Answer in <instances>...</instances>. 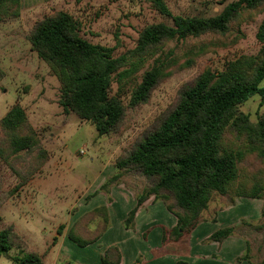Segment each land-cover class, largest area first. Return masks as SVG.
<instances>
[{"label":"trees","instance_id":"obj_1","mask_svg":"<svg viewBox=\"0 0 264 264\" xmlns=\"http://www.w3.org/2000/svg\"><path fill=\"white\" fill-rule=\"evenodd\" d=\"M150 3L158 14L171 19L172 25L159 23L145 27L136 47L120 57H115L110 48L83 39L78 22L67 13L38 22L31 34L33 50L61 84L58 104L63 113H76L81 120L94 125L99 136L118 134L126 120L127 107L120 96L110 94L115 79L121 88L136 80L148 62L160 55L171 41L205 35L227 37L243 12L264 9V0H238L227 4L213 17H184L174 16L165 0H150ZM20 10L21 0H0V22L18 17ZM256 40L264 44V21ZM207 51L200 46L181 66L177 61L166 60L146 71L131 92L129 107L146 104L161 83L179 68L191 67L195 58ZM4 76L0 68V81ZM263 81L264 48L257 56L237 58L220 72L206 70L181 86L172 104L117 157L116 174L100 188L109 194L111 186L123 183L129 174L147 180L146 188L137 197V207L125 221L127 230L134 228L138 208L153 197L176 217L178 223L171 237L178 240L204 221L203 213L215 197L230 196L239 166L249 155L264 161V115L252 123L239 109L254 96L264 99ZM0 135V160L17 177V192L42 170L50 154L37 139L38 133L19 103L0 121ZM263 194L264 186L258 185L240 191L239 196L262 199ZM3 203L0 198V210ZM229 203L233 205V201ZM96 217L101 222L91 230L89 225ZM250 226L251 222L243 221L241 229L223 228L204 242L222 243L230 236L244 235V227ZM108 227L107 209L100 207L78 219L68 239L85 248L95 244ZM259 229L263 230L264 241V223ZM14 249L20 253L11 257L14 264H43V257L26 247L14 227L8 226L0 231V256H9ZM256 259L247 242L245 255L237 261L264 264ZM120 262L121 253L117 248L107 249L101 259L102 264Z\"/></svg>","mask_w":264,"mask_h":264},{"label":"rangeland","instance_id":"obj_2","mask_svg":"<svg viewBox=\"0 0 264 264\" xmlns=\"http://www.w3.org/2000/svg\"><path fill=\"white\" fill-rule=\"evenodd\" d=\"M165 1L174 16L207 18L218 15L227 4L238 0ZM61 12L69 14L78 22L79 35L83 39L93 45L112 49L115 57L133 50L145 27L159 23L172 25L171 19L153 9L150 0H21L20 15L0 22V68L5 73L0 81V121L13 105L19 103L25 109L32 128L38 133L37 139L52 158L47 163L61 162L60 168L44 173L46 179L49 175V185L38 195L37 190L31 187L27 191L19 189L16 192L18 179L8 165L0 160V198L4 202L1 211L5 221H11L26 231L24 236L28 242L23 239L26 247L31 249V246L39 253L46 251L45 255L64 232V229L58 228L48 230L50 224L63 219L66 225L70 221L67 219L68 212L75 217L92 197L101 192L108 195L98 191L92 196H82L91 189V185L94 186L104 168L107 170L113 165L115 168L117 157L129 149L146 127L172 104L184 83L206 70L223 71L229 62L240 57L257 56L264 48V44L256 40L258 29L264 21V9L243 12L239 20L232 24V32L227 37L205 35L171 41L160 55L148 62L136 80L121 88L116 79L113 81L110 94L120 96L127 107L126 120L118 134L99 136L95 126L81 120L76 113H63L58 104L61 84L46 62L33 50L30 41L38 22ZM200 46L206 47L208 51L196 57L191 67L176 70L158 86L146 104L138 108L129 107L131 92L141 82L146 71L166 60L177 61L181 66L191 56L190 53H195ZM261 86H264V81ZM239 109L249 116L252 123H257L264 115V99L254 96ZM115 174L116 170L112 176ZM123 183L126 188L133 189L138 197L146 188L147 180L129 174L125 175ZM123 183L112 185L110 191ZM258 185L264 186V161L256 155H249L239 166L238 179L233 184L230 196L215 197L204 217L212 220L213 212L216 214L222 207L238 205L239 210L247 209V216L242 217L234 227L241 229L243 221L251 222V226L244 227V235L234 236L245 242V251L241 256L245 255L248 242L256 261L262 262L264 258L259 257H264L263 230L258 228L264 223V194L262 199L239 196L240 191ZM18 196H22L19 201L16 199ZM230 201H233V205H230ZM71 205H75L74 209L69 210ZM100 222V218L96 217L89 226L95 227ZM2 226L0 224V228ZM54 232L57 236L55 241L56 237L52 236ZM180 246L183 252H187L185 237L179 243ZM100 248L96 246L93 252ZM261 252L263 256H260ZM19 254L14 249L9 257L2 255L0 264H14L9 258ZM143 258L144 253L138 256L137 263ZM214 259L219 261L220 257L214 256ZM179 261L189 263L187 258ZM235 263L249 264L237 260Z\"/></svg>","mask_w":264,"mask_h":264},{"label":"crops","instance_id":"obj_3","mask_svg":"<svg viewBox=\"0 0 264 264\" xmlns=\"http://www.w3.org/2000/svg\"><path fill=\"white\" fill-rule=\"evenodd\" d=\"M60 163L56 161L51 164L50 162L47 163L31 183L22 187L21 190L25 189L27 191L31 187L35 191L37 190L36 194L39 195L49 185L47 182L49 175L46 179L43 177L44 173L60 168ZM103 170L97 177L96 184L94 183V186L91 185V189L82 196L86 194L92 196L100 191V187L104 184L105 180L111 177L116 169L113 165L111 168L107 170L104 168ZM39 176L41 178H38ZM124 185L114 186L108 195L101 194L102 192L100 191L101 193L92 197L89 203L80 209L79 214L75 217H72L68 212L69 216L67 219L70 220L68 224L65 225L66 221L63 219L51 223L47 228L48 230H56L58 228L59 230L64 229V232L58 238L56 244L53 245L52 243L53 246L46 255V251L39 253L35 248L31 246L30 248L43 257V264H63L68 262L72 264H102L101 259L104 252L109 248L119 249L121 253L120 264H178L179 260H184L185 258L189 261L186 264H236V260L245 251L244 240L236 236H230L222 243L204 242L218 230L234 227L241 219L247 216L248 210H239L238 205L219 208L216 214L213 212V218L216 221L205 219L206 217H204L203 213L204 221L199 223L191 233L175 240L171 237V233L177 227L178 222L176 217L167 211L162 202L155 201L151 197L138 208L134 218V228L127 230L125 228V221L129 213L137 207V197L133 189L126 188ZM22 196H18L16 199L19 201L22 199ZM82 196H80V199ZM109 199H111L110 202ZM74 206L71 205L69 210L74 209ZM100 206H105L108 211L109 227L107 231L94 245L92 244L85 248L78 247L68 239L69 231L79 217ZM0 216L1 224L4 227L13 226L15 232L28 242L26 236H24L25 230L11 221H5L1 210ZM3 226L0 228V231L4 228ZM94 228L90 227L91 230ZM45 229L43 233L46 232ZM52 236L56 237L55 241L57 239L55 232ZM184 237L187 241V252H183L182 247H179V243ZM96 246L101 248L93 252ZM142 253H144V258L140 263H137L138 256L142 255ZM181 254L188 256L183 257ZM214 256H219L220 260L217 261V259H214ZM9 259L11 260V258Z\"/></svg>","mask_w":264,"mask_h":264}]
</instances>
